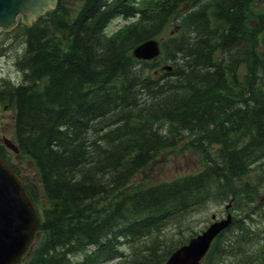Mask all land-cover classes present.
I'll list each match as a JSON object with an SVG mask.
<instances>
[{"label": "trees", "instance_id": "trees-1", "mask_svg": "<svg viewBox=\"0 0 264 264\" xmlns=\"http://www.w3.org/2000/svg\"><path fill=\"white\" fill-rule=\"evenodd\" d=\"M72 4L58 0L14 28L21 77L0 86L46 199L41 206L37 184L24 181L41 206L25 264H164L196 233L172 237L168 226L207 201L237 213L200 264H264V198H254L259 184L237 183L264 158V0ZM116 16L130 21L109 33ZM172 19L161 57L135 58L132 48ZM181 141L199 152L200 170L132 184ZM0 157L10 161L3 144Z\"/></svg>", "mask_w": 264, "mask_h": 264}, {"label": "water", "instance_id": "water-1", "mask_svg": "<svg viewBox=\"0 0 264 264\" xmlns=\"http://www.w3.org/2000/svg\"><path fill=\"white\" fill-rule=\"evenodd\" d=\"M56 0H0V28L8 30L16 24L17 15L29 24L30 19L54 7ZM160 51L158 41L149 38L133 48V55L149 59ZM7 146L18 151L10 140ZM215 218V215H212ZM231 214L213 220L202 232L176 248L165 264H198L214 237L231 223ZM36 207L22 180L11 165L0 157V264H16L31 244L38 225Z\"/></svg>", "mask_w": 264, "mask_h": 264}, {"label": "rangeland", "instance_id": "rangeland-1", "mask_svg": "<svg viewBox=\"0 0 264 264\" xmlns=\"http://www.w3.org/2000/svg\"><path fill=\"white\" fill-rule=\"evenodd\" d=\"M71 1L73 2L71 6L76 8L78 5L77 3H79L80 0ZM128 21L129 20L126 18L116 16L110 20L107 26L108 31H115ZM175 24V19H172L164 30L154 37L158 40L162 37H166L175 30ZM13 32L14 30L7 33L3 30L0 31V78L19 80L21 74L15 66V59L22 53L23 44L21 34L17 35V32ZM157 58H159V56ZM156 69H160L159 65ZM0 134H4L6 138L12 139L14 135L13 119L9 120L8 118L6 123L5 121L3 122L0 126ZM6 151L9 160L16 166L22 177L27 181H33L37 184L40 205H45L46 199L41 191L39 176L33 162L24 154L19 152L16 153L9 148H7ZM202 167L203 163L199 152L187 147L186 142L181 141L177 146L165 150L160 156H158L144 172L138 174L134 178V182L132 184L145 186L161 180H170L181 175L197 172ZM244 182L259 183V191L255 194L254 198L255 200L257 198L260 200L261 197H264V158H261L254 163L249 171L237 181L238 184ZM227 203V201H207L202 206L190 212L188 217L180 223V227L169 225L165 234L173 237V234L176 236L175 233L177 231H180L184 235H188L193 231L199 232L209 224L213 214H215L217 218L225 216V205ZM37 208L40 211L39 205ZM228 210H230L233 215H236L237 213L234 209L228 208ZM39 237L40 233H37L29 251L19 264H25L31 254V251H33L35 245L37 244ZM122 249L124 253L129 252V248L125 245ZM119 261L120 260L118 258H115L104 264H119Z\"/></svg>", "mask_w": 264, "mask_h": 264}, {"label": "flooded vegetation", "instance_id": "flooded-vegetation-1", "mask_svg": "<svg viewBox=\"0 0 264 264\" xmlns=\"http://www.w3.org/2000/svg\"><path fill=\"white\" fill-rule=\"evenodd\" d=\"M2 82H0V86H2ZM8 113V114H6ZM14 117V109L12 106V102L10 101H4L1 99L0 97V126L3 124V122L5 121V123L7 122L8 118L9 120L12 119ZM5 139V135L4 134H0V142H3Z\"/></svg>", "mask_w": 264, "mask_h": 264}]
</instances>
